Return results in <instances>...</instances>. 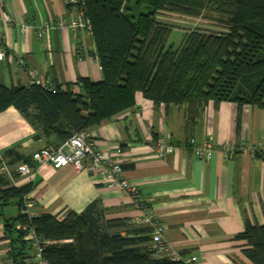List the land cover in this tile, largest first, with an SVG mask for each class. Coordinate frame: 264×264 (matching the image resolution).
<instances>
[{
    "label": "crops",
    "instance_id": "1",
    "mask_svg": "<svg viewBox=\"0 0 264 264\" xmlns=\"http://www.w3.org/2000/svg\"><path fill=\"white\" fill-rule=\"evenodd\" d=\"M5 13L16 22L3 27L7 57L0 60L1 82L28 85L30 69L36 71L34 81L40 85L76 82L80 77L103 79L91 34L40 26L45 20L76 15L67 0H0V15ZM159 16L164 13L157 20L170 24ZM20 23L32 24L22 31ZM88 129L95 148L111 153L123 149L126 176L140 186L150 213L167 225L165 239L175 249L197 255L198 264H255L244 252L247 240L236 235L248 221L264 225V155L240 151L227 159L217 150L205 161L195 157L190 147L164 157L153 150L159 135L176 143H186L191 137L212 139L218 147L226 142L264 140L263 108L210 101L196 122L189 123L185 106L155 105L138 91L133 107ZM36 134L17 108L0 112V155L16 147L31 156L46 145L43 138L35 139ZM30 165L34 172L19 175L14 183L35 184L26 199L33 215L49 212L63 219L71 211L82 212L95 200L101 202L108 218L129 221L141 214L126 191L108 187L89 170L77 171L70 165L56 168L32 160ZM20 211L15 204L3 210L8 217H17ZM4 237V220L0 219V261L13 264L10 241ZM24 263L33 264L32 251Z\"/></svg>",
    "mask_w": 264,
    "mask_h": 264
},
{
    "label": "trees",
    "instance_id": "2",
    "mask_svg": "<svg viewBox=\"0 0 264 264\" xmlns=\"http://www.w3.org/2000/svg\"><path fill=\"white\" fill-rule=\"evenodd\" d=\"M127 1L85 0L102 80L80 77L55 82L53 89L0 81V112L17 108L37 131L35 139L57 147L75 132L133 107L138 91L155 105L185 106L189 123L210 101L264 109V0H136L148 9L138 15L126 12ZM160 13L204 19L219 29H188L175 46L170 42L174 27L159 22ZM31 159L14 147L0 155V165L16 167ZM15 167L11 175L0 173V219L13 264H25L33 251L26 238L30 228L46 242L49 264H183L153 257L152 227L108 218L99 200L63 219L49 212L6 216L3 210L13 204L22 209L35 187L15 185ZM236 238L247 240L244 252L255 264H264V225L248 221Z\"/></svg>",
    "mask_w": 264,
    "mask_h": 264
},
{
    "label": "built area",
    "instance_id": "3",
    "mask_svg": "<svg viewBox=\"0 0 264 264\" xmlns=\"http://www.w3.org/2000/svg\"><path fill=\"white\" fill-rule=\"evenodd\" d=\"M68 5L76 8V15L70 17H62L58 19H49L42 22L40 25L43 30L56 28L59 30L72 29L83 30L92 35V24L90 18L85 12V0H67ZM14 18L10 13L0 15V60L7 57V36L3 31V27H10L15 24ZM32 23H30L31 25ZM28 23H20V29L26 31L29 26ZM41 29V30H42ZM98 59V57L96 56ZM23 64V60L19 61ZM32 77L28 85L34 84V77L36 71L34 69L28 70ZM46 89H53L52 85H43ZM190 147L195 157L209 160L217 150H221L225 158L233 157L237 152L246 151L253 156L258 154L264 155V140L248 141L242 140L240 143L226 142L221 147H218L212 139L199 141L195 137L188 139L186 143H176L169 141L164 135H159L154 140L153 152L164 157L169 154H174L177 151ZM123 149L118 147L113 153L106 152L95 148L91 141V132L89 129H84L75 132L69 139L62 142L57 147L44 146L32 153V161L37 164H50L53 167L59 168L65 165L72 166L77 171L89 170L94 175L100 177L105 184L110 188H121L126 191L131 201L137 206L141 214L133 219L137 224H148L152 227L151 232V250L153 257L157 259L169 258L173 261H179L183 264H198V256L194 254H186L174 248L166 239L164 232L167 225L160 221L150 213V208L146 202L141 198L140 186L128 178L122 164ZM10 166L3 162L0 165V173L11 175ZM15 171L19 175H30L34 172V166L29 163L22 162L15 167ZM22 213L33 215L29 213L28 201L21 209ZM25 225H18V228L24 230L28 229ZM26 238L32 242L33 245V264H49L44 257L43 251L45 248V241L39 237L33 228L26 232ZM0 264L1 261H0Z\"/></svg>",
    "mask_w": 264,
    "mask_h": 264
},
{
    "label": "rangeland",
    "instance_id": "4",
    "mask_svg": "<svg viewBox=\"0 0 264 264\" xmlns=\"http://www.w3.org/2000/svg\"><path fill=\"white\" fill-rule=\"evenodd\" d=\"M126 12H129L134 15H138L142 11H147V7L145 5H137L136 0H128L125 5ZM166 16L162 17L159 16V19L165 22L170 23L171 26L174 27L170 42L173 43L175 46H178L188 29H195V28H205L210 30H218L213 24L209 21L200 19V18H190L185 16H180L178 14H166ZM210 23V24H209Z\"/></svg>",
    "mask_w": 264,
    "mask_h": 264
}]
</instances>
